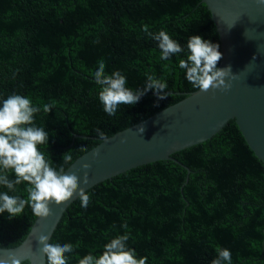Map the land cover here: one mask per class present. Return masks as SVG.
I'll return each mask as SVG.
<instances>
[{
  "label": "trees",
  "instance_id": "16d2710c",
  "mask_svg": "<svg viewBox=\"0 0 264 264\" xmlns=\"http://www.w3.org/2000/svg\"><path fill=\"white\" fill-rule=\"evenodd\" d=\"M145 25L153 34L167 32L183 51L161 59ZM192 35L219 44L221 52L202 0H0V104L20 94L41 106L35 124L50 138L38 147L54 168L66 170L99 144L97 128L110 137L198 90L179 67ZM101 59L106 74L120 71L133 91L145 87L146 74H154L166 81L168 96L160 100L149 90L109 116L94 79ZM51 101L55 106L46 114L42 105ZM65 153L71 161L62 159ZM172 157L178 163L140 166L88 189V205L81 207L77 198L49 243L77 246L66 254L67 264L100 255L106 243L124 234L146 264H211L218 247L230 250L231 264H264V165L236 123L229 121L211 139ZM181 165L190 170L187 181ZM9 178L15 179L11 171ZM16 187L9 195L26 199L27 182ZM35 219L27 206L19 217L0 213V248L20 245Z\"/></svg>",
  "mask_w": 264,
  "mask_h": 264
},
{
  "label": "water",
  "instance_id": "95a60500",
  "mask_svg": "<svg viewBox=\"0 0 264 264\" xmlns=\"http://www.w3.org/2000/svg\"><path fill=\"white\" fill-rule=\"evenodd\" d=\"M202 3L219 36L222 59L218 68L230 66L231 72L237 75L230 81L231 88L197 90L176 104L101 140L65 170V174L75 173L80 178V188L87 191L147 164L168 160L178 163L173 154L211 139L229 121L236 123L249 148L264 165V3L260 0H202ZM140 126L144 128L141 134L137 132ZM85 163L90 165L89 169H82ZM184 168L188 173L187 181L190 170ZM85 171L87 184L83 183ZM77 198L74 194L61 205L50 204L52 214L46 219L36 217L20 245L0 248V259L9 253H25L29 264H46L37 238L43 234L50 241L67 208Z\"/></svg>",
  "mask_w": 264,
  "mask_h": 264
},
{
  "label": "clouds",
  "instance_id": "9594fccd",
  "mask_svg": "<svg viewBox=\"0 0 264 264\" xmlns=\"http://www.w3.org/2000/svg\"><path fill=\"white\" fill-rule=\"evenodd\" d=\"M260 3H264V0H260ZM233 26L230 25L229 29ZM143 31L158 42L161 59L168 60L183 51L181 45L167 32L161 30L153 34L148 31L147 25ZM187 49V59L180 60L179 67L185 70L186 80L194 88L201 92L231 88L230 81L235 80L237 75L231 72L230 66L222 69L217 67L222 59L219 44L192 35L187 40ZM105 67V61L99 60L94 79L101 86L99 100L103 111L109 116L115 115L121 105L133 106L149 90H153L160 100L168 96L164 91L167 88L166 81L156 78L154 74H146L145 87L133 91L126 87L127 79L120 71L108 75ZM54 106L55 101H51L43 104L42 110L48 114ZM40 111L41 106L34 105L29 97L20 94L9 95L0 104V186L7 189L0 192V213H7L9 219L22 215L26 206L36 217L46 219L52 214L50 204L61 205L74 194L79 197L81 207H86L90 200L87 192L79 187L80 178L75 173L65 174L63 166L58 170L54 168L49 154L46 157L38 147L47 145L50 138V133L44 127L35 124V115ZM96 132L101 140L107 138L99 128ZM137 132L143 133V126L138 127ZM68 153L62 156L65 162L72 159ZM81 167L86 170L90 165L85 163ZM10 171L14 173L15 179L9 178ZM22 182L28 185L27 198L9 195L10 192H16V186ZM83 183H88L87 171L84 172ZM121 227L127 229L128 226L124 223ZM128 239V234L118 235L103 246L100 255H85L78 264H146V257L138 259L135 250L127 246ZM37 244L40 245V253L46 258V264H67L66 254L72 253L77 247L71 243H49V237L43 234L38 236ZM28 251L30 253L31 249ZM216 251L217 257L211 264H231L229 249L218 247ZM26 260L28 255L25 253H9L6 258L0 259V264H24Z\"/></svg>",
  "mask_w": 264,
  "mask_h": 264
}]
</instances>
